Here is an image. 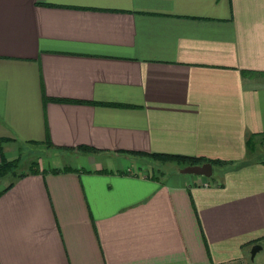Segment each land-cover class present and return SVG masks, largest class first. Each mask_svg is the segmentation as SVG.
Masks as SVG:
<instances>
[{"label": "crops", "instance_id": "crops-1", "mask_svg": "<svg viewBox=\"0 0 264 264\" xmlns=\"http://www.w3.org/2000/svg\"><path fill=\"white\" fill-rule=\"evenodd\" d=\"M263 143L264 0H0V264H246Z\"/></svg>", "mask_w": 264, "mask_h": 264}, {"label": "rangeland", "instance_id": "rangeland-1", "mask_svg": "<svg viewBox=\"0 0 264 264\" xmlns=\"http://www.w3.org/2000/svg\"><path fill=\"white\" fill-rule=\"evenodd\" d=\"M264 146V143H263ZM52 151L50 150H45L44 148L38 147V146H34V145H26L23 149H13L10 153L11 155V159L9 160V162H15L16 166L14 167V172L13 173H8L3 177H0V187L1 185H5L7 182H9L10 180H12L13 177L21 174V173H28L30 168L29 166H31L32 164L34 165L36 162V166L38 167L37 162L41 161V163L45 164L47 162H53L50 161L51 156H52ZM16 155V156H15ZM39 160V161H37ZM148 162V164H155V166H163L161 169V171H177L178 169V165L175 166L174 164H176L174 161H167L164 163H161L157 160H151V159H147L146 160ZM32 165L33 169H37V167L34 168V166ZM181 166H179L180 168ZM214 170H217L215 167L212 168ZM258 257L257 259H253L250 260V257L248 255V260L246 261V264H258V258L261 257L263 258V262H264V247L262 250H260L258 253Z\"/></svg>", "mask_w": 264, "mask_h": 264}, {"label": "trees", "instance_id": "trees-1", "mask_svg": "<svg viewBox=\"0 0 264 264\" xmlns=\"http://www.w3.org/2000/svg\"><path fill=\"white\" fill-rule=\"evenodd\" d=\"M248 142V141H247ZM142 156H147V157H151L154 160L157 161H163V162H167V161H174L178 166L180 165H195V164H202V163H210L212 166H216L219 163L222 162H218V161H214V160H204V159H198V158H190V157H184V156H177V155H168V154H141ZM35 164L33 165L34 168L37 167L36 166V162H34ZM29 166V172L28 173H33L35 171V169H33V167ZM16 166L15 162H9V161H3L0 164V177L5 176L8 173H13L14 172V167ZM26 173H21L15 177H21L23 175H25ZM12 185V182L9 183L5 189L9 188Z\"/></svg>", "mask_w": 264, "mask_h": 264}, {"label": "water", "instance_id": "water-1", "mask_svg": "<svg viewBox=\"0 0 264 264\" xmlns=\"http://www.w3.org/2000/svg\"><path fill=\"white\" fill-rule=\"evenodd\" d=\"M212 165L208 162L195 165H186L178 169L180 174L199 175L204 177H210L212 175ZM262 246L260 244H254L250 249V260L254 259L255 254L260 251Z\"/></svg>", "mask_w": 264, "mask_h": 264}, {"label": "built area", "instance_id": "built-area-1", "mask_svg": "<svg viewBox=\"0 0 264 264\" xmlns=\"http://www.w3.org/2000/svg\"><path fill=\"white\" fill-rule=\"evenodd\" d=\"M213 264H231L230 261H223V262H218V263H213Z\"/></svg>", "mask_w": 264, "mask_h": 264}]
</instances>
